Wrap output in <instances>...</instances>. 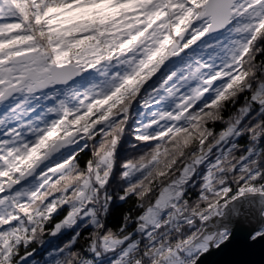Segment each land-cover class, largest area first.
<instances>
[{"label":"snow or ice","instance_id":"snow-or-ice-1","mask_svg":"<svg viewBox=\"0 0 264 264\" xmlns=\"http://www.w3.org/2000/svg\"><path fill=\"white\" fill-rule=\"evenodd\" d=\"M213 254L264 264V0H0V264Z\"/></svg>","mask_w":264,"mask_h":264},{"label":"water","instance_id":"water-1","mask_svg":"<svg viewBox=\"0 0 264 264\" xmlns=\"http://www.w3.org/2000/svg\"><path fill=\"white\" fill-rule=\"evenodd\" d=\"M218 257V254H213L211 257L208 258L209 264H212L213 261H215ZM257 260H259V257H256Z\"/></svg>","mask_w":264,"mask_h":264}]
</instances>
